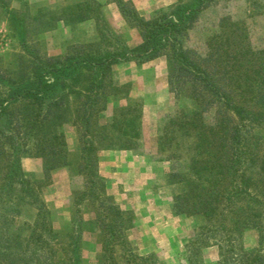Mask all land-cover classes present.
<instances>
[{
    "label": "trees",
    "instance_id": "obj_1",
    "mask_svg": "<svg viewBox=\"0 0 264 264\" xmlns=\"http://www.w3.org/2000/svg\"><path fill=\"white\" fill-rule=\"evenodd\" d=\"M111 1L138 30V45L115 41L118 46L111 47L115 42H105L108 31L102 28L97 44L73 46L65 56L43 55L26 43L25 17L6 11L27 59L15 75L0 73V86L6 89L0 92V171L6 180L0 186V264H82L79 236H70L64 258L43 239V231L53 234L49 212L21 165L31 143L46 158L47 173L70 164L67 124L77 129L81 144L78 170L84 189L76 193L77 203L93 205L103 232L98 264H161L155 254L142 255L133 247L127 233L134 218L107 192L98 122L111 107V91H119L112 84L115 66L144 65L162 57L170 65L169 91L192 104L159 135L161 151L182 147L184 140L191 150L186 169L168 176L179 189L174 214L204 220L186 244L185 262L203 264V250L215 246L217 264H264V47L256 50L246 22L230 16L207 30L204 48L187 45L200 16L224 0H177L149 18L132 2ZM247 2L249 9L262 13V0ZM121 115L127 128H120V122L113 127L131 135L105 137L104 147L135 150L140 128ZM27 199L39 207L34 230L23 239L8 235L13 224L9 214L18 215ZM16 201V208L11 207ZM250 230L258 237L253 247L242 240Z\"/></svg>",
    "mask_w": 264,
    "mask_h": 264
},
{
    "label": "rangeland",
    "instance_id": "obj_2",
    "mask_svg": "<svg viewBox=\"0 0 264 264\" xmlns=\"http://www.w3.org/2000/svg\"><path fill=\"white\" fill-rule=\"evenodd\" d=\"M125 1L132 2L141 16L149 18L177 0ZM262 8V13L256 14L248 8L247 0H224L200 16L187 45L204 48L207 30L221 17L230 16L246 22L253 47L260 50L264 47V3ZM6 11L14 12L21 19L25 17L26 43L30 49L47 56H65L73 46L99 43L102 28L108 31L104 38L108 43L122 41L134 47L142 41L138 30L127 24L111 0H1L0 73L6 76L15 75L27 59L9 21L11 14ZM116 42L109 45L116 47ZM169 67L166 57L144 65L124 63L115 66L112 84L119 91H111V107L99 117L98 134L102 142L98 155L100 169L107 179L108 194L134 218L127 233L133 247L142 255L155 254L161 264H186V244L195 233L194 229L204 220L176 215L173 211L174 196L179 189L169 184L168 176L173 170L186 169L191 150L190 147L186 149L189 141L184 140L182 147L174 145L161 151L159 135L171 118L182 109H191L192 104L188 99L177 100L169 91ZM5 90L0 86V92ZM121 113L133 118L140 128L139 146L135 150L104 147L108 143L102 140L105 137L131 135L127 130L121 134L113 127L115 123H124L125 115ZM123 127L127 128L125 123L120 128ZM63 130L69 142L70 164L47 173L46 158L38 155L39 147L31 143L21 165L27 181L49 212L53 234L43 231V239L53 245L59 257L64 258L70 236H79L82 264H98L103 232L97 224L93 205L87 202L79 205L76 198V193L84 189V179L78 170L81 151L78 131L72 124H67ZM0 161L1 168L4 161ZM3 174L0 171V186L6 183ZM16 203L10 206L16 208ZM19 208L18 215L9 214L13 224L7 233L23 239L34 230L39 207L27 199ZM257 238L256 232L250 230L242 240L247 247H253ZM218 260L215 246L203 250V264H217Z\"/></svg>",
    "mask_w": 264,
    "mask_h": 264
}]
</instances>
